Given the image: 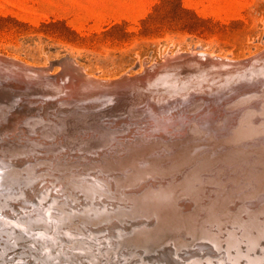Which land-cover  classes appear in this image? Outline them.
<instances>
[{"label": "bare ground", "instance_id": "1", "mask_svg": "<svg viewBox=\"0 0 264 264\" xmlns=\"http://www.w3.org/2000/svg\"><path fill=\"white\" fill-rule=\"evenodd\" d=\"M60 65L0 57L7 264H264V52H180L108 83Z\"/></svg>", "mask_w": 264, "mask_h": 264}, {"label": "rangeland", "instance_id": "2", "mask_svg": "<svg viewBox=\"0 0 264 264\" xmlns=\"http://www.w3.org/2000/svg\"><path fill=\"white\" fill-rule=\"evenodd\" d=\"M193 51L201 57L212 55L215 59L236 61L263 53L264 0H0V57L31 69L52 66L53 76L60 74L61 60L67 58L81 68L85 76L108 83L132 72L135 76L143 75L151 71V66L164 63L166 58ZM227 95L229 92L225 93ZM222 110L230 112L227 104ZM141 125L148 127L147 123ZM133 129L137 132V128ZM223 147L219 152L228 146ZM43 152L37 155L41 158L52 155ZM64 158L61 160L82 159L74 152ZM52 172L58 174L48 176L49 181H53L50 185L55 188L61 181H55L56 177H61L62 173ZM49 199L44 200L43 205ZM82 200L86 202L84 197ZM76 202L80 203L81 199ZM6 208L15 213L11 207ZM56 208L52 210H59ZM55 216L52 215V219H57ZM19 222L25 225L24 220ZM33 229L36 228H30ZM72 229L67 228L74 234ZM84 229L85 232L77 233H88V229ZM55 230L57 236L59 229ZM51 232L52 228L48 233ZM24 239L17 240L21 243L11 250L23 249L20 245L30 241ZM107 242L103 247L111 244ZM14 251L8 253V250L5 256ZM11 260L0 253L1 264ZM36 260L40 262V258Z\"/></svg>", "mask_w": 264, "mask_h": 264}]
</instances>
